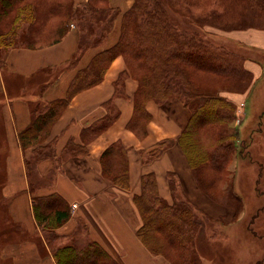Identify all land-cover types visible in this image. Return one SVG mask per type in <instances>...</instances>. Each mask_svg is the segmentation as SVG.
<instances>
[{
  "label": "trees",
  "instance_id": "16d2710c",
  "mask_svg": "<svg viewBox=\"0 0 264 264\" xmlns=\"http://www.w3.org/2000/svg\"><path fill=\"white\" fill-rule=\"evenodd\" d=\"M166 4L175 12L189 16L195 26L185 28L175 22ZM56 17L62 22L52 28V35L47 37L44 29ZM119 18L117 42L77 70L64 97L43 99L48 82L38 91L40 99L30 102L31 122L18 133L22 148H32L31 156L25 159L30 191L34 194L38 188L51 185L65 159L89 154L90 142L119 118L120 110L114 98L126 96L125 80L131 75L138 80V88L128 129L144 138L152 118L148 102L181 99L191 110V117L176 141L187 157L198 186L239 213L244 199L236 191L232 179L221 197L206 186L217 182L235 156L243 155L242 150L237 149L239 130L233 126L237 120V106L227 96L200 88L194 77L201 72L228 78L234 83L239 81V92L251 86L253 75L244 66L246 56L215 41L206 25L223 29L262 26L264 0H134L125 12L111 5L110 0H87L78 4L75 0H0V53L14 47L41 49L52 46L66 36L71 23H77L78 48L69 60L45 71L46 81H49L65 69H74L88 48L104 43ZM118 56H123L127 70L114 83V97L105 102L106 114L82 130L81 143L70 139L59 154L56 139H50L52 127L76 94L104 79ZM173 141L160 142L150 156L160 155ZM201 141L200 150L195 143L201 147ZM46 159H53L56 165L49 175L38 176L37 166ZM101 164L104 176L122 188H130L128 149L121 140L104 150ZM169 178L173 202L161 196L155 173L143 175L142 190L134 196L143 222L137 235L153 254L163 255L173 264H205L197 247L203 227L199 218L204 213L182 191L176 175L170 173ZM32 206L39 226L48 237L51 233L48 242L53 246L56 264H83V261L120 264L94 239L87 237L75 242L73 235H69L72 242L62 240L67 235H60L56 229L71 218L72 206L61 194L34 195Z\"/></svg>",
  "mask_w": 264,
  "mask_h": 264
},
{
  "label": "crops",
  "instance_id": "0c3cea01",
  "mask_svg": "<svg viewBox=\"0 0 264 264\" xmlns=\"http://www.w3.org/2000/svg\"><path fill=\"white\" fill-rule=\"evenodd\" d=\"M110 2L112 4V0ZM133 3L134 0H120V3L114 6L125 12ZM120 23L121 18L116 21L105 42L88 48L74 69L64 70L49 81L45 79L44 84L49 83L42 98L54 100L64 97L77 70L86 67L97 53L117 42ZM78 32L77 29H71L60 42L41 49L11 48L5 51V61L10 71L19 75V78H25L40 70L45 72L73 56L78 48ZM221 35L227 39L225 43L229 47L241 54L248 55L237 42L250 41L264 47V30L261 29L226 32ZM244 66L253 75L250 88L244 94L227 95L239 105L242 121L247 117L244 106L256 95L255 84L263 77L262 66L251 56L246 57ZM126 70L123 56H118L99 84L74 96L52 127L50 139H56V150L59 154L64 151L70 139L81 143L82 130L106 114L105 102L114 97V83ZM22 86L21 83V89ZM137 88L138 81L131 75L128 76L125 80L126 96L114 98L120 110L119 118L90 142L89 154L65 159L53 183L38 188L34 194L30 191V179L25 167V159L31 156L32 148H22L18 133L30 124V102L39 100L40 94L37 92L38 96L35 93L24 101L8 97L7 92L0 93L3 96L0 98L1 264H56L53 246L48 242V233L39 226L34 216V195L43 196L53 192L61 194L72 206V216L57 228L56 232L60 235L72 234L77 239L78 233L85 234V239L88 237L98 241L120 264H171L164 257L153 255L137 235L143 222L134 196L140 194L142 177L145 174H156L160 194L169 202H173L169 175L174 173L185 195L210 216L227 219L235 214L233 209L218 204L198 186L187 157L176 141L191 117V110L181 99L174 98L163 103L154 100L148 102L147 108L152 118L148 125V134L144 138L138 137L128 129L127 124L134 112V95ZM1 89L4 87L0 74ZM251 101L254 117H260L264 100H261L260 104L258 99ZM249 128V125L244 126L243 139L250 137L252 129ZM166 139L174 141L160 155L151 157L150 152ZM117 140H121L128 149L129 189L116 185L104 176L102 171L101 155ZM55 165L56 161L53 159L41 161L37 166V175H49ZM80 224L83 225L81 230Z\"/></svg>",
  "mask_w": 264,
  "mask_h": 264
},
{
  "label": "rangeland",
  "instance_id": "374dc122",
  "mask_svg": "<svg viewBox=\"0 0 264 264\" xmlns=\"http://www.w3.org/2000/svg\"><path fill=\"white\" fill-rule=\"evenodd\" d=\"M77 1L86 2L87 0H75L76 4H78ZM118 3H120V0H112L113 5ZM166 7L172 19L181 26L185 28L195 26L191 22L192 19L189 16L175 12L167 4ZM60 22H62L61 18L56 17L51 19L48 28L44 29V34L48 35L47 37L51 36L52 31L50 32V30L52 28H57ZM76 24L75 22L71 23V25H69V31L71 29H77ZM26 26L27 24H24V27ZM206 27L209 29L208 31L215 41L228 46V44L225 43L227 39L221 34L253 28L264 30V22H262V26L247 28L223 29L210 24L206 25ZM237 43L248 53V55H243L246 57L251 56V58L262 66L263 77L255 84L254 91L256 95L244 106L247 114L246 119H244L241 125H238L236 121L233 123V126L236 127L240 133V137L237 141V149L238 151L242 150L243 155L235 156L233 163L226 172L220 174V178L215 184H206L212 193L221 197L226 192L232 179L236 191L244 199L242 210L236 213L233 207L224 205L219 200H215L200 187L212 200L235 211L234 215L224 219L223 217L210 216L196 205L200 211L204 213V216L199 213V220L202 221L203 227L197 239V247L205 264H264V108L260 109V111L262 110V115H259L260 117H254V108L251 101L252 99L255 101L258 99V103L260 104L261 100H264V47L250 41H241ZM6 52L3 54L0 53V74L2 76V86L4 87L3 90H0V93L7 92V94H9L7 95L8 97L14 100L25 101L26 98H29L40 90V87L44 84V80L46 79V73L40 70L33 72L25 78L21 76V78H19V75L12 73L8 67L5 61ZM194 78L200 88L210 92H218L224 96L233 93L244 94L250 88L249 86L245 92H239L240 87H238V85H241L239 81H235L234 83L228 78L226 79L208 73H196ZM21 83L23 84L22 89ZM17 91H19V93H17ZM2 97L1 94L0 98ZM236 106V117L238 118L241 116L242 111L241 109L239 111V105L237 103ZM245 125H249V129H252L250 135L251 139L250 137L243 139ZM257 130L261 132H257ZM202 142L203 141L200 142L201 145ZM195 147L201 150L203 145L200 147L198 143H195ZM79 229L81 230L82 227L80 226ZM50 235L51 233L49 237ZM69 235L62 239L65 243L72 242ZM81 235L82 233H78V239L74 238L75 242L85 239V234ZM49 237L47 236V238ZM170 254L174 257L173 251L170 250ZM160 256L164 257L163 255ZM166 261L168 260L166 259ZM168 262L173 264L170 261ZM83 264H87V262L83 261Z\"/></svg>",
  "mask_w": 264,
  "mask_h": 264
}]
</instances>
